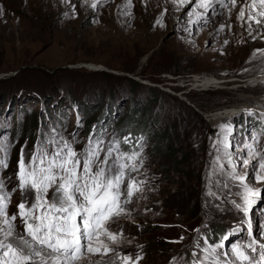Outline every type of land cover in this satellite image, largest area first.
I'll return each instance as SVG.
<instances>
[{"label": "rangeland", "instance_id": "obj_1", "mask_svg": "<svg viewBox=\"0 0 264 264\" xmlns=\"http://www.w3.org/2000/svg\"><path fill=\"white\" fill-rule=\"evenodd\" d=\"M90 2L0 0V137L14 144L0 179L8 191L17 189L9 215L22 200L16 178L21 146L27 141L28 160L49 121L71 140L79 115L83 127L73 145L77 152L85 148L94 125L98 130L107 126L105 143L115 136L121 151H129L123 147L129 133L145 137L143 175L137 178H147L146 198L134 197L127 205L131 216L110 224V231L123 230L119 246L132 250L145 243L144 264H187L198 236L195 229L207 234L208 225L209 243L220 242L242 218L229 200L240 203L237 194L243 188L230 180V187H223L226 178L213 172L211 145L225 122L239 133L233 134L235 143L245 133L260 132L256 117H248L246 110L264 112V56L257 51L264 50V29L259 36L254 29L253 40L240 26L236 16L244 0H237L227 21L231 31L225 27L215 39L218 23L199 32L192 24L191 35L184 30L189 26L185 14L196 0L179 10L170 0H131L130 9L121 7L127 0L97 2L96 9ZM73 5L74 17L69 11ZM161 17L163 27L157 24ZM208 82L225 86L200 88ZM171 139L175 147L168 146ZM260 143L264 145V136ZM230 150L235 157L236 148ZM243 171L251 180V166ZM252 186L261 188L264 197V185ZM261 203L249 213L254 236L264 222V209L256 211ZM181 236L182 242L170 243ZM242 239L243 234L223 241L225 249Z\"/></svg>", "mask_w": 264, "mask_h": 264}, {"label": "snow or ice", "instance_id": "obj_2", "mask_svg": "<svg viewBox=\"0 0 264 264\" xmlns=\"http://www.w3.org/2000/svg\"><path fill=\"white\" fill-rule=\"evenodd\" d=\"M62 2L67 5L71 0ZM82 2L89 3V0ZM97 2L107 3L108 0H91L90 7L96 9ZM170 2L179 10L192 0ZM236 6L237 0H196L193 8L185 14L189 26L184 30L191 35L192 24H195L199 32L209 23H218L213 37L215 39L224 32L225 27L231 31V24L227 21ZM121 7L130 9L131 0H127ZM69 11L74 17L75 5ZM64 15L67 16L68 12ZM124 15H131V12H125ZM217 16L220 17L219 21L216 20ZM162 19L157 21L161 27L164 26ZM236 19L241 22V27L246 26L248 35L255 40L261 29H264V0H244ZM254 29L257 36L252 35ZM228 43L226 38L223 44ZM257 51L264 56V50ZM246 115L256 117L259 133H245L241 142L235 143L233 134L239 133H236L235 126L225 122L219 130L218 139L213 140L211 145L215 152L213 172L226 178L223 187L229 188L227 181L230 180L232 186L243 188V193L237 194L242 196L240 203L235 199L229 200L232 207L242 214V218L239 225L233 226L224 235L223 241L242 234L245 235V241H237L227 249L223 241L209 243L211 229L204 225L208 229L207 234L199 228L194 230L198 236L192 246L191 260L187 264H264V242H261L264 241V222L257 225L254 236L252 215H249L252 206L264 200L262 189L252 186L264 185V145L260 143V137L264 136V112L246 110ZM82 127L78 115L77 131L69 140L65 138L59 124L46 122L43 139L38 137L28 153L27 163L24 151L27 141L21 146L16 178L22 200L17 205L18 211L12 215H9L8 209L17 189L14 187L8 191L4 179H0V264H80L85 259L91 264V256L100 255L103 260L110 252L116 254L106 264H117V261L120 264H139L143 259L138 254L133 260L131 256H121L116 251L115 246L123 242V230L110 231V222L114 224L121 217L131 216L133 209L127 205L133 203L134 197L137 200L146 198L147 178H137L143 175L141 169L145 162V137L141 135L133 138L129 133L123 137V141L133 145L135 140L134 146L129 151H121L120 139L115 136L105 143L107 126L98 130L94 125L85 148L77 152L73 145L77 143L79 129ZM227 136H231L232 140H228ZM13 146L12 142H6L0 137V171L7 169ZM233 147L236 148L235 157L230 150ZM225 163L229 166L227 170ZM249 166L251 180L249 173L243 171ZM217 183L219 185V181ZM29 196L32 197L31 204L28 203ZM262 209L264 203L256 211ZM145 211L150 209L146 208ZM18 217L23 231L17 230ZM183 239L181 236L179 240L170 243H180ZM258 249V256L250 255L257 253ZM96 264H101V261Z\"/></svg>", "mask_w": 264, "mask_h": 264}, {"label": "bare ground", "instance_id": "obj_3", "mask_svg": "<svg viewBox=\"0 0 264 264\" xmlns=\"http://www.w3.org/2000/svg\"><path fill=\"white\" fill-rule=\"evenodd\" d=\"M95 68H96V66H95ZM202 82V81H201ZM225 83H218V82H208V83H203V85L202 86H200V88L202 89H209V88H211V89H222L223 88V86H225L224 85ZM230 116V115H229ZM224 117H222V119H223Z\"/></svg>", "mask_w": 264, "mask_h": 264}, {"label": "trees", "instance_id": "obj_4", "mask_svg": "<svg viewBox=\"0 0 264 264\" xmlns=\"http://www.w3.org/2000/svg\"><path fill=\"white\" fill-rule=\"evenodd\" d=\"M196 115L199 116V114H197V113H196ZM163 140H165V138H163ZM166 141H167L169 147H170V146L175 147V145H174V140H173V139H171L170 141H169V140H166ZM181 144H182V143H180V145H181ZM169 152L172 153V155L176 156V154H174L173 151L171 152V150H170Z\"/></svg>", "mask_w": 264, "mask_h": 264}, {"label": "built area", "instance_id": "obj_5", "mask_svg": "<svg viewBox=\"0 0 264 264\" xmlns=\"http://www.w3.org/2000/svg\"><path fill=\"white\" fill-rule=\"evenodd\" d=\"M204 77V76H203Z\"/></svg>", "mask_w": 264, "mask_h": 264}, {"label": "water", "instance_id": "obj_6", "mask_svg": "<svg viewBox=\"0 0 264 264\" xmlns=\"http://www.w3.org/2000/svg\"><path fill=\"white\" fill-rule=\"evenodd\" d=\"M99 71V70H98Z\"/></svg>", "mask_w": 264, "mask_h": 264}]
</instances>
